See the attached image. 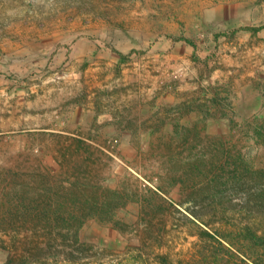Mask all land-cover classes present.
Masks as SVG:
<instances>
[{"label":"rangeland","instance_id":"obj_1","mask_svg":"<svg viewBox=\"0 0 264 264\" xmlns=\"http://www.w3.org/2000/svg\"><path fill=\"white\" fill-rule=\"evenodd\" d=\"M261 194L264 0H0V264H200Z\"/></svg>","mask_w":264,"mask_h":264},{"label":"trees","instance_id":"obj_2","mask_svg":"<svg viewBox=\"0 0 264 264\" xmlns=\"http://www.w3.org/2000/svg\"><path fill=\"white\" fill-rule=\"evenodd\" d=\"M258 30L259 28L253 29V31ZM252 192V188L247 191L249 195H251ZM258 197L264 199V194H261V196L259 195ZM255 206L259 207L258 209L263 208L264 201L260 206L258 203H256ZM74 208L76 207L74 206ZM105 208L106 203L103 200L99 199L98 201H89L88 199L86 202L80 203L78 205V207L76 208L77 213L75 210H73L71 211V213H69V215L63 214L61 216L56 215L50 216L49 218L47 217L50 226L52 224L57 226V228H51V231L48 234L53 235L55 232H57L59 237L61 238L60 243L65 244L67 243L66 240L69 237V232H72V228H74V226L75 230L82 227L92 211H94V214H97V212H99L100 210H104ZM87 209L91 212L89 213ZM100 217L101 219H103L104 216ZM43 218L38 217L37 219L41 221ZM107 219L109 221L113 220L112 217H109ZM73 221H75V224ZM118 224V221L114 222V225L116 227ZM199 229L200 230L196 232V235L200 239V246L202 247V249L197 252L195 249L193 254L191 255V258H198V261L202 260L200 264H264V228L258 230L257 228L246 225L244 228L242 227L238 230L229 231L227 233H216L211 231L209 228ZM234 237L237 240L236 243H239V247H235V243L233 242ZM55 240H58V237H55ZM76 242L78 244L79 240L77 239ZM136 251L140 253L139 249H137ZM139 253L134 254L133 252L132 254L126 256L128 257L126 260H131V258L136 259L140 256L138 255ZM253 255L256 256V258ZM158 257L160 260V264H174L168 254L159 253ZM210 257H212L213 259H208ZM10 261L11 260H9L8 263L5 264H9ZM184 262L185 261L183 260L182 263L177 264H184Z\"/></svg>","mask_w":264,"mask_h":264}]
</instances>
